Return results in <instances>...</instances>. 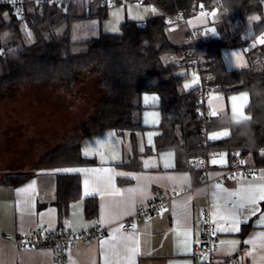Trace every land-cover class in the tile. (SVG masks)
<instances>
[{"label": "trees", "instance_id": "16d2710c", "mask_svg": "<svg viewBox=\"0 0 264 264\" xmlns=\"http://www.w3.org/2000/svg\"><path fill=\"white\" fill-rule=\"evenodd\" d=\"M14 1H22V16L10 4ZM99 1L67 7L46 3L37 7L33 0L0 2V98L12 95L22 84L71 92L84 74L95 77L100 90V97L85 120L65 136L62 144L41 156L38 169L94 164V159L81 153V140L107 129L120 135L128 133L130 137V157L116 166L139 169L135 133L144 130L139 123L144 94L157 95L159 109L172 112L171 117L163 115L154 148L173 151L176 169L190 170L199 181L201 174L195 169L194 160L217 151L225 153L228 166L264 162V45L247 53L249 65L243 69L227 71L221 57L223 49L245 45L241 33L248 17H258L252 25L251 39L264 31V0H148L156 13L142 20L125 19L115 33L100 31L88 39H71L74 22L106 17L108 8L100 7ZM213 10L222 35L197 45V53L201 65L209 68L210 83L218 92L223 96L248 94L245 111L250 119L238 124H232L228 115L203 122L196 111L195 88L183 86L188 79L186 70L173 64L188 46L171 42L166 16L181 12L188 19ZM213 22L211 16L210 23ZM225 128L229 129L226 138L207 139L208 132ZM30 175L31 172H4L0 174V185L14 187ZM80 196L79 175H56L54 205L59 212ZM83 204L84 216L94 217L96 200L85 198Z\"/></svg>", "mask_w": 264, "mask_h": 264}, {"label": "crops", "instance_id": "0c3cea01", "mask_svg": "<svg viewBox=\"0 0 264 264\" xmlns=\"http://www.w3.org/2000/svg\"><path fill=\"white\" fill-rule=\"evenodd\" d=\"M155 10L154 13L157 12L156 8ZM210 17L201 16L200 12L185 19L183 23L168 26L167 35L172 43L182 46H189L186 38L188 29L207 31L208 39L218 38L222 35L221 26L216 23V16L212 17L214 22L211 24ZM253 17L257 16L247 18L246 28L241 33L242 39L246 40L245 45L221 51L223 65L227 71L246 68L249 65L247 53L263 46L256 41L264 36V31L250 38L253 33L252 25L258 20L252 19ZM137 18L138 14L127 16L124 13L121 23L125 19L138 20ZM205 40L207 39L198 41L197 45ZM234 53L240 54L239 60ZM185 85L187 83L183 85L185 89L193 87V84L189 87ZM242 94L247 93L237 92L223 96L214 92L207 98L206 107L211 115L213 111L216 112L212 117L228 115L232 124L245 122L248 119L233 115L232 111L231 98ZM153 96L157 98L156 103L151 99L145 100V97ZM247 104L248 101H236L237 107L242 106L243 113L249 117L245 111ZM142 106L139 123L144 130L135 133L139 169L116 166L130 157V137L128 133L120 135L107 129L81 140V153L94 159V164L37 169L17 186L0 185V264H54L50 248L17 247L11 241L5 240V236L14 239L30 228H43L50 232H80L99 227L104 229V234L86 243L78 242L75 249L69 253L68 264H222L219 260L209 257L197 258L194 255L193 245L200 235L202 212L207 210L213 220V213L218 211L214 205L220 204L223 207L228 199L227 193L218 192L215 185L219 184L228 191H236L248 183H264L259 179L264 171L261 170L252 177L230 176L217 181L215 179L228 166L225 153L217 151L207 158L208 177L212 182L209 189H205L190 170L175 168L173 151H155L154 139L160 133L158 126L163 115L172 116L171 110L161 111L159 99L155 94H144ZM222 131L229 133L227 128L213 130L208 132L207 139L218 141L226 138L229 134L218 139L209 138L212 133ZM262 155L264 157V152ZM214 159L216 163H213ZM255 164L257 163L245 165ZM65 173L79 175L81 196L78 200L69 202L65 210L59 212L54 205L55 178L57 174ZM182 187H189L190 191L175 198L170 197L173 191ZM89 197L96 200V215L92 218H86L83 211V199ZM158 198L167 199L158 213L135 216L137 209ZM259 207L264 209V202ZM127 219H132L135 225V231L128 234L120 228L121 223ZM215 219V228L228 229L216 231L217 257L233 255L241 264H264V217L259 212L255 215L244 212L240 217L239 231L235 232L230 230V223L221 220L219 216ZM128 236L133 237V240L123 239ZM125 244L137 246L138 253L131 256L126 252Z\"/></svg>", "mask_w": 264, "mask_h": 264}, {"label": "rangeland", "instance_id": "374dc122", "mask_svg": "<svg viewBox=\"0 0 264 264\" xmlns=\"http://www.w3.org/2000/svg\"><path fill=\"white\" fill-rule=\"evenodd\" d=\"M153 6L118 3L109 7L102 20L74 22L73 40L96 36L100 31L115 33L123 19L138 14V20L154 13ZM156 11V10H155ZM185 83L192 85L188 78ZM100 90L96 78L84 74L71 92L55 87L22 84L12 95L0 98V174L30 173L37 170L41 156L63 143L66 135L77 129L91 112Z\"/></svg>", "mask_w": 264, "mask_h": 264}, {"label": "built area", "instance_id": "2783aa9c", "mask_svg": "<svg viewBox=\"0 0 264 264\" xmlns=\"http://www.w3.org/2000/svg\"><path fill=\"white\" fill-rule=\"evenodd\" d=\"M6 0H0L5 2ZM35 6L41 7L43 4H52L54 6L67 7L73 4H88L93 0H33ZM152 6L148 0H100V7H112L118 3H135ZM18 16L23 15L22 1H14L10 3ZM154 7V6H153ZM185 19L182 17V13L178 12L176 16H166V22L169 25L176 23H183ZM209 33L207 31H201L198 29H188L186 31V38L188 41V50L180 55L175 61L174 66L177 68L185 69L188 78L193 80V87L195 88V103L197 115L206 122L207 119L212 117L211 113L206 107V100L210 94L218 92L216 86L210 83V72L207 66L201 65L199 56L197 53V42L203 39H208ZM264 62V59H263ZM194 80L196 81L194 83ZM220 93V92H219ZM206 134L205 129L203 130ZM207 136V134H206ZM208 157H197L193 164L196 170L201 174L199 184L204 186L205 189H209L212 180L208 177ZM264 171V162L255 165H245L234 163L227 166L215 180L219 181L222 178L230 176L235 177H252L259 171ZM190 191L189 187H182L171 193V198H175ZM166 198H158L150 204L137 209L135 216H150L158 213L166 203ZM134 222L132 219H127L121 223V230L125 233H132L135 231L133 227ZM135 226V225H134ZM215 225L212 223L208 215L207 210L202 212V221L200 224V235L193 245L194 255L197 258L209 257L212 260H219L222 264H241V261L233 255H224L217 257V245H216V232H214ZM104 234L103 228H93L88 231L80 232H67L45 231L43 228H30L16 238L5 236L4 239L11 241L17 247L22 248H50L53 252L54 264H68L69 253L75 249L78 242L86 243L98 238Z\"/></svg>", "mask_w": 264, "mask_h": 264}, {"label": "snow or ice", "instance_id": "6c2138e0", "mask_svg": "<svg viewBox=\"0 0 264 264\" xmlns=\"http://www.w3.org/2000/svg\"><path fill=\"white\" fill-rule=\"evenodd\" d=\"M203 7V5H201ZM152 11H155V9H152ZM201 16H216V11L213 10L210 13H205L201 12ZM252 19H258L257 17H253ZM214 31V29H212ZM30 35V33H29ZM257 43L264 45V36H261L257 41ZM237 57V60L240 59V54L239 53H234ZM196 81L194 80V83ZM185 87H189V85H185ZM148 99H151L153 103L157 102L156 97H145V100L147 101ZM233 105H232V111L233 115L240 116L242 119H250V117L246 116L243 111H242V106L237 107L236 101L241 100L244 102L248 101V96L247 94H242L239 97H232L231 98ZM212 115L215 116L216 112L213 111ZM229 133L227 131H222V132H217V133H212L210 135V139H218L221 136H227ZM149 140H151V134L149 135ZM217 161L214 159L213 163H216ZM243 163V161H241ZM77 171H86V170H77ZM96 171V170H93ZM235 178V177H233ZM255 178V177H254ZM261 181H264V173H262L259 177ZM87 183V181H86ZM215 188L217 189L218 192H226L227 193V201L225 205L222 207L220 204L214 205V207L217 208V212L213 213V220L212 223L216 224L217 220L215 219L216 216H219L221 220L225 221L226 223H230L231 225V231H239V224H240V217L244 212H247L249 214L255 215L258 212L262 217H264V209H261L259 205L264 202V183L260 184H255V183H248L246 186L240 187L236 191H228L227 189H223L219 184L215 185ZM130 192L133 190H129ZM119 194V193H117ZM235 197L236 199H231ZM133 227H135L133 225ZM225 227H217L214 229V232L216 231H226ZM125 241H131L133 240V237L128 236V237H123ZM232 244H235L236 242H231ZM246 243H254L253 241H246ZM125 250L126 252L130 253L131 256H135L138 253V247L133 245H127L125 244ZM251 255V252L249 253ZM129 257V259L131 258Z\"/></svg>", "mask_w": 264, "mask_h": 264}]
</instances>
